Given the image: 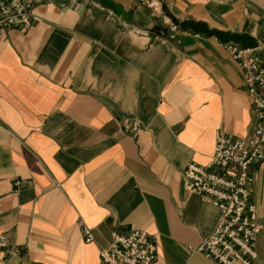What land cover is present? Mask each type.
<instances>
[{"label": "crops", "instance_id": "0c3cea01", "mask_svg": "<svg viewBox=\"0 0 264 264\" xmlns=\"http://www.w3.org/2000/svg\"><path fill=\"white\" fill-rule=\"evenodd\" d=\"M112 1L124 17L35 0L39 23L0 33V264H101L136 228L156 234L151 264H217L194 249L220 212L182 172L256 121L224 42L181 23L248 33L264 62V0ZM250 172L264 264V161Z\"/></svg>", "mask_w": 264, "mask_h": 264}, {"label": "built area", "instance_id": "2783aa9c", "mask_svg": "<svg viewBox=\"0 0 264 264\" xmlns=\"http://www.w3.org/2000/svg\"><path fill=\"white\" fill-rule=\"evenodd\" d=\"M156 9V0H146ZM35 0H0V33L15 27L26 30L41 21L34 11ZM171 30L175 29L172 25ZM224 48L244 73V86L255 116V126L246 137L219 135L206 164L189 163L182 172V184L200 199L218 208L220 215L211 234L194 249L217 264H253L255 239L260 231L251 200V168L264 161V62L256 48L224 42ZM264 50V45L261 47ZM85 241L92 240L83 226ZM111 242L101 249V264H151L157 256L156 234L136 228L113 231ZM4 244V242H2Z\"/></svg>", "mask_w": 264, "mask_h": 264}, {"label": "water", "instance_id": "95a60500", "mask_svg": "<svg viewBox=\"0 0 264 264\" xmlns=\"http://www.w3.org/2000/svg\"><path fill=\"white\" fill-rule=\"evenodd\" d=\"M94 1H97L104 7L111 9L115 15L121 17L125 16V13L123 12L121 6L113 2L112 0H94ZM181 26L184 29L189 28L197 32H202L208 36L213 35L222 42L232 41L241 44L245 48H254L257 46V42L248 33H229L217 29H209L205 24L199 22L186 21L181 23Z\"/></svg>", "mask_w": 264, "mask_h": 264}, {"label": "bare ground", "instance_id": "6f19581e", "mask_svg": "<svg viewBox=\"0 0 264 264\" xmlns=\"http://www.w3.org/2000/svg\"><path fill=\"white\" fill-rule=\"evenodd\" d=\"M228 42H232V41H228ZM235 43V42H234Z\"/></svg>", "mask_w": 264, "mask_h": 264}]
</instances>
